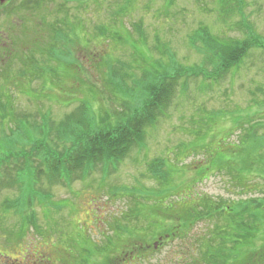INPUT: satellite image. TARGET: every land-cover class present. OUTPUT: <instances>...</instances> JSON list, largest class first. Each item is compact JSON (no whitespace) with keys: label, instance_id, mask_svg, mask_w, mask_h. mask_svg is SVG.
<instances>
[{"label":"rangeland","instance_id":"374dc122","mask_svg":"<svg viewBox=\"0 0 264 264\" xmlns=\"http://www.w3.org/2000/svg\"><path fill=\"white\" fill-rule=\"evenodd\" d=\"M48 1L41 0L35 7L37 3L25 0L0 22L2 42H7L10 51L35 50L38 63L48 59L46 52L53 42L54 33L47 28L49 25L53 30H65L62 34L67 36L59 48L52 50L50 62L38 64L46 66L41 69L47 71L43 80L19 76L22 65L14 55H11L12 63L6 60L0 47V158L11 150L6 140L15 131L6 119H24L38 127L46 114L51 126L56 128L67 124L80 102L85 100L91 102L98 119L105 117L101 112L122 110L120 101L123 99L128 100L129 108L133 109L131 98L122 95L113 98L105 85V66L115 65L117 60L128 67L132 77L140 79V69L151 72V68H156L150 63V59L159 58L156 39L175 53L179 63L199 65L203 59L187 46L189 35L199 26L228 39L242 40L248 34L245 28L235 27L241 15L225 28L217 21L216 0H176L168 8L162 0ZM26 6L29 7L24 9ZM115 11L120 17L113 16ZM242 15L250 25L248 29L252 27L254 34L264 40V0H246ZM102 26L109 32H120V42L113 40L106 44L103 38L94 40V33ZM135 26L143 28L146 42L142 43L140 36L138 39ZM70 29L73 33L69 34ZM70 64L79 71L81 66L83 72L75 73ZM127 83L130 85L132 80ZM253 100L259 106H254ZM26 124L21 127L22 133L14 134L17 140L14 148L18 152L22 148L29 151L27 143L35 139ZM247 128L259 130L256 149H264V51L256 49L238 71L218 84L201 79L180 80L164 115L146 131L143 142L133 147L117 169H110L104 179L99 168L85 180L71 181L69 187L41 180L36 190L50 195L51 199L38 201V208H34L37 226L44 234L27 224L20 225L16 201L3 205L18 198L19 191L13 179H7L4 184L0 182V264H42V251L52 259L51 264H62V258L67 264H95L97 258H91L92 254L106 256L110 252H114L119 261L128 257V263L134 257L133 249L142 247L137 239L142 242L158 237V227L147 233L140 228L145 224L154 228L151 220L159 222L161 214L183 216L191 212L192 215L198 209L203 210L200 205L209 201L208 207L215 213V203L229 207L237 201L261 196L258 190L240 191L239 185H235L238 176L248 174L247 163L263 160L261 150L248 156L247 145L239 141L245 138ZM54 143L58 147H69L57 140ZM156 161L161 164L156 171L163 174V179L150 178V166ZM258 179L257 183L263 188L262 175ZM153 211L157 215H147ZM44 213L51 214L45 216ZM135 213L142 216L136 219ZM125 216L128 225L123 221ZM171 220L167 222L175 225ZM117 222L125 224L122 233L116 228ZM222 224L214 215L209 222L197 223L194 229L186 231L188 236L182 235V242L190 244L204 229L223 228ZM256 224V230H260L255 237L257 240L252 238L248 245V249L255 252L264 248V220ZM231 234L227 232L223 238H232ZM12 235H20V243H16ZM179 244L180 240L169 241L163 249L154 251L150 259L134 263L192 264L191 260L179 257ZM246 258L252 256L241 259L246 262ZM242 260L239 264H245Z\"/></svg>","mask_w":264,"mask_h":264},{"label":"trees","instance_id":"16d2710c","mask_svg":"<svg viewBox=\"0 0 264 264\" xmlns=\"http://www.w3.org/2000/svg\"><path fill=\"white\" fill-rule=\"evenodd\" d=\"M162 1H164V6L168 8L172 6L176 0ZM38 4H40V2L34 4L35 7H37ZM245 5L246 0H216L217 21L225 28L233 18L241 15L240 22L236 24L235 27L248 30L246 39L237 40L228 39L226 38L227 36L219 37L211 33L210 29L205 26H199L192 35H189L187 43L188 48L203 59L202 63L199 65L195 63L192 65L179 63L175 53H173L167 45L160 44L156 39V43L158 44L155 45V48H157L159 58L150 59V63L156 68H151V72L149 70L140 69V79L132 77L128 67L125 64H119L117 60L115 65L108 64V66H105V85L110 89L111 93H113V98L118 99V95H122L125 98L127 97V99L131 98L134 100L135 105L133 109L129 108L128 100L123 99L120 101L122 110L113 113L107 111L104 113L101 112L105 117L98 119L93 113L91 102L85 100L80 102V107L77 108L72 117L67 120V124L62 126L57 125L56 128L51 126L50 117L46 114L43 115L42 124L38 127L29 124L24 119L18 120L14 117V119H6L8 125L15 127V131L11 133L6 140L11 150L6 156L0 158V182L4 184L7 179H13L15 185L18 187L19 195L18 198L6 201L3 205L8 206L11 202L16 201L14 204L17 206L16 214L19 217L20 225L23 226L27 224L28 226H32L37 232L41 231V233L44 234L37 226L34 208H36V206L38 208V201L49 202L51 199L50 195L48 196L44 192L36 190V186L41 180H45L48 184L60 182L65 184L66 187H69L71 181L76 179L85 180L89 175L98 171L99 168V172L102 174L103 179V176H108L110 169L115 171L130 150L143 142L146 131L152 128L157 123L158 119L164 115L173 99L180 80L185 82L188 79H201L202 81L211 82L212 85L218 84L223 81L227 75L238 71L249 58L252 50L264 51V40L254 34L252 27L248 29L247 25H250L246 22L247 20H244L245 17H243L242 11ZM29 6H26L24 9H27ZM116 13L117 11L113 13V16L116 18L120 17ZM47 28L54 34L52 37L53 42L46 52L48 59L45 61L41 60L38 63L34 56L36 53L35 50L34 52H30L31 50H24L28 52L25 54V52L22 53V49L14 53V51H10L9 48H2L6 60L11 62V55H14L13 57L15 60L17 59L19 65H22L18 72H20L19 76L24 77V79L32 76L34 79L41 77L43 80L47 71H42L41 69L44 70L46 66L41 67L39 65L44 64L46 61L50 62L53 53L52 50L59 48V46L66 41L67 36L62 34V31L65 30H53L51 29V25ZM70 30L71 32H69V34L73 33V30ZM134 32L137 34L138 39L139 36L141 37L140 41L142 43L143 41L146 42L145 37H143L144 31L142 27L135 26ZM119 33L120 32L117 34L112 31L109 32L108 28H103L102 26L97 29L96 34L94 33V40L99 41L103 38L102 41L106 44L113 40L120 42L121 36ZM7 46L6 44V47ZM29 54L30 56H28ZM63 60L64 59L60 60V62H63ZM142 62L144 63V61ZM68 66L75 71V73L83 72V68L80 65V71L75 70L74 66H71V64ZM127 80H132V83L128 85ZM138 91H141V93H138ZM90 93L93 97L96 96L93 90H91ZM253 101L256 104H251L259 106L256 100ZM24 122L27 123L26 126L29 128V131L32 132L35 139L34 141L29 139L30 142L27 143V145L30 146L29 151L26 152L22 148L18 152V149L14 148L17 146L15 135H19L20 132L22 133L21 127H25V125H23ZM252 125L253 124H251V126ZM258 136L259 130H250V128H247L245 138L239 140L241 144L245 143L247 145L246 152L248 156L250 154L253 156L256 152H259V150L264 153L262 147L256 149L258 145ZM52 137H54V141L57 140L63 144H69V147H58V145L54 143ZM262 139H264V135ZM0 149H2L1 146ZM150 167V178L160 176L163 179V174H158L156 171L157 167H161L158 161ZM246 169L248 170V174H246L245 177L238 176V182L235 185H239L241 188L240 191L251 192L258 190L262 192L261 196L251 198L248 201H237L229 207L215 203V213L209 209L208 206L211 204L209 201L200 205L203 206L201 208L203 210L197 208V213L192 215L191 212H187L183 216L176 213L175 216L168 214L166 217L161 214L159 222L158 220L152 221L150 219L154 228L151 229L145 224L140 229L143 230L144 233H147L158 227L160 230L158 237L165 240V238L169 236L172 240L174 238H182V235H179L180 233L182 234L183 231H191L197 223L204 221L209 222L215 215L217 220L221 219L223 222V228L211 229V227L210 229H206L207 233L203 235L202 238L208 239L207 243L209 246L208 244L203 245V243L199 241V244L206 248V251L202 252L206 254L202 262L203 264H239L242 258L241 255L239 254V256L235 258V255L232 253L233 251L231 252L227 249V245L232 241L231 244L235 247L234 240L237 239L240 241L246 238L248 249L251 240H257L255 237L259 234L260 230H256L258 227L256 223L259 220H264V154L262 161L247 163ZM260 175H262L263 188H260V183H257ZM150 193L151 192H149V194ZM19 207L21 211L18 210ZM49 214L51 213H44L45 216ZM147 215L154 216L157 215V212H148ZM127 216L123 218L124 222ZM141 216L142 215L139 216L135 213L136 219ZM169 219H172L171 222L175 225L168 223L167 221ZM180 222H184V224L182 225ZM116 224L118 232L122 233L126 228L124 225H128V222H125V224L117 222ZM221 229L223 231L220 232ZM131 232L132 231H129V233ZM188 232L183 235L188 236ZM227 232H232V238H223V234ZM19 236L20 235L16 237L12 235V237L16 239V243H20L19 239L21 236ZM145 238L147 239L149 237ZM151 239L150 237V239L146 241L141 240L142 242H140L138 239L137 241L144 245L148 240L150 242ZM117 244H119V242ZM133 244L134 243H132V246ZM238 244H240V242H238ZM144 252L145 249L142 247L133 249L132 255L134 254V257H132V260L128 263L135 264V261H146L147 259H143L141 256ZM252 252L255 254L252 255ZM59 254L62 255L61 252H59ZM42 255H44V262L42 264L52 263V259L45 256L44 251H42ZM99 255L92 254L90 256L91 258L93 256L97 258L95 264H112V261H114L115 264H121L122 261L123 263L125 262L124 264H128L126 263V258L128 257H124L125 260L119 261L116 259L114 252L107 253L106 256ZM127 255L129 256V254ZM247 255L252 256V258L248 260L246 258V262L243 261L245 264H264V248L256 252L248 249L246 256ZM60 261L62 264H67L63 258Z\"/></svg>","mask_w":264,"mask_h":264},{"label":"flooded vegetation","instance_id":"af4514ba","mask_svg":"<svg viewBox=\"0 0 264 264\" xmlns=\"http://www.w3.org/2000/svg\"><path fill=\"white\" fill-rule=\"evenodd\" d=\"M24 1L25 0H0V22L1 21L4 22L8 16L9 11L14 9V7L16 5H18ZM28 1L32 2V3H39L41 0H28ZM49 1H52V0H49ZM1 39H2V37L0 36V47H1V49L2 48L7 49L8 48V47H6L7 42H2L3 39L2 40ZM1 42L3 45H1ZM202 226H205V224H203ZM204 230L205 231L198 234L196 239L193 238V240L190 242V244L183 243L182 238H174L171 240L170 237L168 236L165 238V240H163V238H160V237H153L151 239L152 241L150 240V242H149V240H148L146 244L142 245V248L145 249V252L141 256L143 259H150L151 257H153L154 251H157V250L159 251L160 249H163L164 245H167V243L169 241L180 240L179 249H178L179 257L182 258V260H191L192 264H203L202 261H203L204 257L206 256V254H204L202 252H205L206 248L201 246L199 243L202 242L203 245L208 244L207 243L208 239L202 238V236L207 233L206 229H204ZM174 235H175V233H174ZM179 235H183V233L182 234L180 233ZM184 240H186V238H184ZM234 241H235V247H233V244H231L232 243V241H231V243H229L227 245V249L231 252L234 251L237 253V254H235V258H237V256H239V254L241 255V257L246 256L247 250H248L246 238L245 239L243 238L240 241L237 239ZM238 242H240V244H238ZM208 246H209V244H208Z\"/></svg>","mask_w":264,"mask_h":264}]
</instances>
